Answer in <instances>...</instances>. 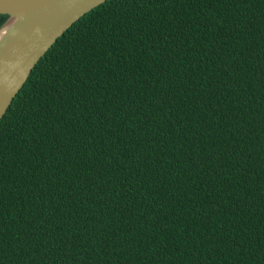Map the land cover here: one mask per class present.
Masks as SVG:
<instances>
[{"label": "trees", "instance_id": "trees-1", "mask_svg": "<svg viewBox=\"0 0 264 264\" xmlns=\"http://www.w3.org/2000/svg\"><path fill=\"white\" fill-rule=\"evenodd\" d=\"M0 264H264V0L57 37L0 117Z\"/></svg>", "mask_w": 264, "mask_h": 264}, {"label": "water", "instance_id": "water-1", "mask_svg": "<svg viewBox=\"0 0 264 264\" xmlns=\"http://www.w3.org/2000/svg\"><path fill=\"white\" fill-rule=\"evenodd\" d=\"M103 1L0 0V117L56 38Z\"/></svg>", "mask_w": 264, "mask_h": 264}]
</instances>
